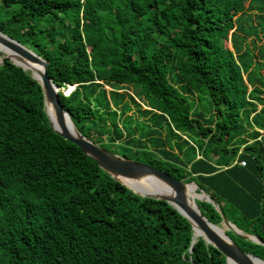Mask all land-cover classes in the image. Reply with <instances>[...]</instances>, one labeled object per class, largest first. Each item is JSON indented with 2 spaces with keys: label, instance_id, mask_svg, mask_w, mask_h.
Wrapping results in <instances>:
<instances>
[{
  "label": "trees",
  "instance_id": "1",
  "mask_svg": "<svg viewBox=\"0 0 264 264\" xmlns=\"http://www.w3.org/2000/svg\"><path fill=\"white\" fill-rule=\"evenodd\" d=\"M255 9L264 0H0V31L48 62L83 136L196 182L264 242V64L237 26ZM31 75L0 65V264H227L173 206L55 132ZM199 188L190 198L220 225Z\"/></svg>",
  "mask_w": 264,
  "mask_h": 264
},
{
  "label": "water",
  "instance_id": "2",
  "mask_svg": "<svg viewBox=\"0 0 264 264\" xmlns=\"http://www.w3.org/2000/svg\"><path fill=\"white\" fill-rule=\"evenodd\" d=\"M0 43L12 51L11 56L0 58V65L12 62L26 72V68L29 67L39 73L38 78L32 75L31 77L38 81L42 87L45 110L50 125L55 132L77 145L104 172L135 194L144 198L166 201L173 206L182 216L189 220L194 236L198 232V237H202L207 244L212 245L225 256L227 264H255V262L264 264V260L240 248L228 236L227 231L232 232L240 239L254 244L264 246V242L257 236L246 234L240 230L228 219L220 205L201 189L202 197L198 198V201L207 202L214 206L222 217V223L220 225L213 224L202 214L197 201L189 198L187 194V187L190 184H194L199 188L196 182L187 183L150 165L127 159L102 148L99 144L83 136L60 101L59 89L48 75V62L28 47L3 34L1 31ZM46 108H50L51 117H49ZM71 126H74L75 131L71 129ZM146 179L152 180L154 184L143 183ZM155 182L167 186L173 192L172 195H165L162 188L155 184ZM221 225L225 226V231L221 228ZM190 251L192 252V248Z\"/></svg>",
  "mask_w": 264,
  "mask_h": 264
},
{
  "label": "rangeland",
  "instance_id": "3",
  "mask_svg": "<svg viewBox=\"0 0 264 264\" xmlns=\"http://www.w3.org/2000/svg\"><path fill=\"white\" fill-rule=\"evenodd\" d=\"M237 26L240 28L239 35L245 36V50H249L251 55H256L259 61L264 64V13L258 14V11L250 10L238 21ZM240 43H243L242 37H239ZM0 53V56L5 57ZM262 59V60H261ZM70 90V89H69ZM67 90L66 95L73 91ZM261 109V106L260 108ZM135 113V112H134ZM201 191V189H199ZM229 232V231H227Z\"/></svg>",
  "mask_w": 264,
  "mask_h": 264
},
{
  "label": "bare ground",
  "instance_id": "4",
  "mask_svg": "<svg viewBox=\"0 0 264 264\" xmlns=\"http://www.w3.org/2000/svg\"><path fill=\"white\" fill-rule=\"evenodd\" d=\"M0 48L7 49V50H9V51L11 52V54H12V51H11L8 47L4 46V45L1 44V43H0ZM10 56H11V55H10ZM0 58H2V57H0ZM38 68H39V67H38ZM27 69L30 70V71L34 74V76H35L36 78H38V76H39V73H38V72L32 70V69L29 68V67H27ZM39 70H41V69L39 68ZM48 109H49V112L51 113L50 108H48ZM68 125H69V128H70V123H69ZM71 129H73V131H75L74 126H71ZM143 183H146V184H154V182H152V180H150V179H146V180H144ZM155 184H157L159 187L162 188L163 193H164L165 195H168V196L172 195L173 192H172L167 186H165L164 184H158V183H156V182H155ZM188 187H189V186H188ZM188 187H187V194H188ZM188 197L190 198V195H189V194H188ZM221 228L224 229V231H225V229H226L225 226H222V225H221ZM195 238H198V232L195 233ZM255 264H262V263H260V262H255Z\"/></svg>",
  "mask_w": 264,
  "mask_h": 264
},
{
  "label": "built area",
  "instance_id": "5",
  "mask_svg": "<svg viewBox=\"0 0 264 264\" xmlns=\"http://www.w3.org/2000/svg\"><path fill=\"white\" fill-rule=\"evenodd\" d=\"M240 164H241V165H243V166L245 165V163H244V162H241Z\"/></svg>",
  "mask_w": 264,
  "mask_h": 264
},
{
  "label": "crops",
  "instance_id": "6",
  "mask_svg": "<svg viewBox=\"0 0 264 264\" xmlns=\"http://www.w3.org/2000/svg\"><path fill=\"white\" fill-rule=\"evenodd\" d=\"M71 89V88H70Z\"/></svg>",
  "mask_w": 264,
  "mask_h": 264
}]
</instances>
